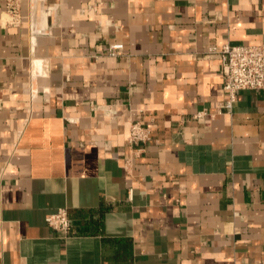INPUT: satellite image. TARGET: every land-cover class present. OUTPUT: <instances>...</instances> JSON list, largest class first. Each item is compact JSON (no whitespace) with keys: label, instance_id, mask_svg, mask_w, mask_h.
<instances>
[{"label":"crops","instance_id":"0c3cea01","mask_svg":"<svg viewBox=\"0 0 264 264\" xmlns=\"http://www.w3.org/2000/svg\"><path fill=\"white\" fill-rule=\"evenodd\" d=\"M227 41L264 44V0H0V264H264V91L218 111Z\"/></svg>","mask_w":264,"mask_h":264},{"label":"built area","instance_id":"2783aa9c","mask_svg":"<svg viewBox=\"0 0 264 264\" xmlns=\"http://www.w3.org/2000/svg\"><path fill=\"white\" fill-rule=\"evenodd\" d=\"M20 0H7L8 11L17 16ZM122 47L111 44L112 53ZM209 56L221 60L223 75V90L226 98L222 101L218 111L230 112L238 99V93L245 89L264 91V44H245L225 42L220 48L210 47ZM208 114L202 109L195 114L196 118H203ZM151 138V126L141 120H134L130 125V141L132 143L146 142ZM46 222L63 236L70 232L71 220L66 208H60L46 215Z\"/></svg>","mask_w":264,"mask_h":264},{"label":"rangeland","instance_id":"374dc122","mask_svg":"<svg viewBox=\"0 0 264 264\" xmlns=\"http://www.w3.org/2000/svg\"><path fill=\"white\" fill-rule=\"evenodd\" d=\"M98 21H100V19H99ZM110 46H111V45H110Z\"/></svg>","mask_w":264,"mask_h":264}]
</instances>
